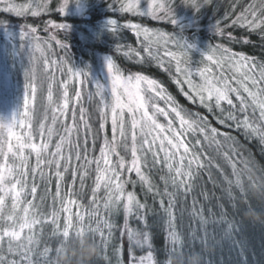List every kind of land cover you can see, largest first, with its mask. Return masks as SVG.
Segmentation results:
<instances>
[{"label": "rangeland", "instance_id": "374dc122", "mask_svg": "<svg viewBox=\"0 0 264 264\" xmlns=\"http://www.w3.org/2000/svg\"><path fill=\"white\" fill-rule=\"evenodd\" d=\"M171 4V0H0L2 246L12 245L22 258L33 260L32 264H37V255H43L50 264H156L155 253L164 252L169 219L161 196L165 195V187L181 193L185 188L183 180L190 168L184 167L186 150L179 139L186 127L180 118L175 125L165 120L169 109L165 107L161 84L156 86L155 80L139 72L119 73L110 53L88 44V35L94 34L88 22L91 14L99 13L101 18L105 13L126 16L122 25L134 29L139 45L144 44L157 68L166 67L177 74L176 87L181 94L190 100L192 95V101L211 114H223L226 124L234 118L231 111L235 108L242 128L259 130L249 134V139L262 138L264 142V68L226 45L218 50L208 45L203 37L217 41L222 33L203 25L204 17L175 16L176 8L171 9ZM85 14L90 18L84 19ZM131 17L149 19L154 27H162L158 24L168 20L183 37L168 35L164 27L151 29L142 23L133 24ZM17 24L20 26L15 28ZM117 25L116 18L101 22L103 27ZM77 29L84 31L85 36L78 34ZM191 29L202 37L194 39L199 43L194 49L184 44ZM70 34H75L76 41ZM224 40L230 41L228 37ZM62 50L84 62L86 88L73 81L70 60L65 62L69 75L58 78L56 85L51 81L54 71L62 66L58 56ZM190 59L195 62L186 67L185 62ZM78 95L88 100V119L84 112L75 114L71 107ZM180 110L172 109L170 113L178 118L182 115ZM75 116L86 130L84 126L77 128ZM97 126L101 131L109 126L110 133L103 144L107 143L115 154L116 166L123 174L122 181L117 174L113 181L110 176L102 177L98 188L100 193L108 188L106 184L117 188L109 201L120 203L123 197L124 220L119 227L118 244L110 250L109 241L98 238L99 230H70L67 226L77 217L75 211L81 212L73 186L85 179L77 166L82 164L81 159L70 155L73 147H78L73 141L78 137L83 145L87 135H95ZM209 136L213 138L211 133ZM210 145L214 153V147L221 143ZM173 149L179 151V158L174 159ZM101 151L105 154V149ZM44 164L51 166L55 186L48 198L46 192L40 195L39 184L35 185L44 178ZM227 168L233 174L232 162H227ZM112 169L111 164L103 175L112 174ZM244 176L245 180L251 177L246 173ZM62 181L69 182L73 191L67 199L69 208L61 211L58 220L52 207L55 199L64 195L58 189ZM96 200L95 211L101 214L103 223L107 203ZM251 202L255 209L253 218L247 208L238 204L235 218L224 224L216 221L217 215L196 218L191 223L196 231L186 224L178 264H264V200L255 196ZM110 203L116 206L114 201ZM61 220L65 226L59 234L53 228H58Z\"/></svg>", "mask_w": 264, "mask_h": 264}, {"label": "trees", "instance_id": "16d2710c", "mask_svg": "<svg viewBox=\"0 0 264 264\" xmlns=\"http://www.w3.org/2000/svg\"><path fill=\"white\" fill-rule=\"evenodd\" d=\"M22 1L14 0V2ZM171 1V9L173 7L176 8L175 16L192 14L194 18L204 17L201 19L203 25H210L218 29L223 35L222 37H217V41L213 40V38L204 39L206 37H198L201 34H195V29H191L189 30L191 31L190 35L186 39L188 41L184 43L189 48L194 49V46L197 48L199 43L194 39L202 38L214 49L218 50L219 47L226 45L232 51L244 53L257 65L264 68V0ZM114 15L116 14L105 13L103 18H101L99 13L91 14L88 22L91 23L94 34L92 36L88 35L90 38V43L88 41V44L100 51L110 53L112 62L119 73L139 72L155 80L157 82L156 86L161 84L160 88L165 89V107L167 106L166 110L169 109L167 113L165 112V120L171 121L175 125V120L180 118L186 127L185 132L180 134L182 137L179 140L180 143L181 141L183 142L182 145L186 150L185 155H183L184 167L186 169L189 167L190 170L186 172V178L183 180L185 188L182 193L181 190L177 191L174 188L167 189L165 187V195L161 196L164 208H166L165 214L169 220L168 228H166L167 239L164 252H159L161 254L155 253L156 264H178L182 255L183 230L188 226L186 224L195 223L196 218L201 217V215L205 217L217 215L216 221L224 224L226 221L235 218V206L238 204H242L247 208L250 213L248 215L253 218L252 215L255 214V209L251 202L252 198L255 199L256 196L264 200V142L262 138L249 139L251 133L259 130H257V127L255 130L249 129V131L242 128L235 108L231 111L234 118L226 124L223 114L222 116L216 113L211 114L205 108L196 105L192 101V99L194 100L192 95H190V100L186 94H181L176 87L179 81L177 74H174L173 71L166 67L157 68L154 57L145 51L144 44H141L142 46L139 45L134 29L126 28L122 25V22L127 19L126 16L116 15L115 17ZM107 18H116L119 25L116 27L101 26L103 19ZM5 19L10 20L7 17ZM129 21L133 24L142 23L151 29L163 30L164 27L165 33L168 35H178L179 39L183 37L182 33H180L181 31H176L168 20L165 23L158 24L162 27H154L156 25L145 18L131 17ZM14 26L16 28L20 25ZM77 33L80 35L86 34L80 29H77ZM74 35L72 34L71 38L76 41L73 38ZM225 37H228L230 41L224 40ZM82 55L85 56L83 53ZM58 56L62 66L58 68L57 72L54 71L51 81L56 85L58 78L69 75L65 68V62L70 60L69 64L72 65L70 70L74 78L73 81L78 87L86 88L87 76L84 62L79 60L77 56H70L64 50ZM194 62L193 59L187 60L185 66L188 67ZM78 97V100H74L71 107L74 108V111L76 110L75 114L81 111L83 115L84 112L85 118L88 119L90 117L89 107L87 106L89 104L88 100L81 95H78ZM234 97L236 98L235 95ZM235 105L237 106V101H235ZM172 109H176V112L182 109V115L180 114L177 118L173 113H170ZM77 118L76 116L74 117V124H76L78 129L84 126V130H86L85 124L82 123L81 125V123H78L79 120ZM83 133L85 134L84 131ZM109 133V126L104 128L103 131L99 130L97 126L95 135H87L83 145L79 144L80 140L78 137L73 141V143L77 142L78 147H73L70 155L74 159H81L82 164H77V166L84 173L82 179H85L78 182L75 187L73 186L74 191L69 188V182L62 181L58 189L64 195L57 200L55 199L52 210L56 215H59L64 208H69L67 199L69 200L70 198V190L73 191L76 205L81 212L75 211L77 217L71 225L67 223V226L71 228L70 230L73 227L80 230H82L81 228L83 230L89 228L91 232L99 230L100 236L98 238L105 241L108 240L110 250L118 244L117 236L119 227L124 220V207L122 196L120 203H116L114 199L109 201L110 195L117 193L115 191L117 188H113V185L106 184L108 188L102 193L98 191L100 182L103 181L102 177L109 178L110 176V181H113V176L117 174L121 181L123 178L122 172L116 166L115 154L107 147V143L103 144V139L108 137ZM210 133L213 138L209 136ZM260 136L262 137V135ZM202 141L203 143H201ZM215 141L221 143V145L214 147L213 153L210 143L215 144ZM104 149L105 154L101 151ZM174 151V159L179 158V151ZM60 156L63 157L64 155L60 152ZM198 158L200 160L199 163L197 162ZM229 161L233 165V174L231 168H227V162ZM111 164L114 168L112 169L113 171L111 170L112 174L103 175V172L111 168ZM60 167H62V164L59 163L58 168ZM43 169L44 178H40V182H35V185L39 184L40 195L43 192L45 195L46 192L45 198H48L49 193L51 196L55 188L53 185V171L50 165L44 164ZM234 169H236L237 174ZM245 173L251 176L249 180L248 178L245 180ZM250 185L254 186L250 187ZM94 191L96 194H94ZM44 195L42 198L38 197V199H43ZM97 198L106 202L107 205L109 201V205H106L104 210L103 223L100 221L101 214L95 211ZM113 201L116 206L111 205L110 202ZM60 218L59 215L57 219L59 220ZM57 223H61L60 226L53 229L60 234L65 223L63 220ZM194 225H190L192 226L191 231H196ZM53 229L51 228V230ZM52 232L54 233V230ZM217 236H220L219 230ZM11 246H8V244L2 246L0 244V264H32L33 260L28 261L27 258H22L19 251L16 253V250L11 248ZM14 251L15 253L13 254L12 252ZM124 258L126 260L125 254ZM35 261L37 264H50L43 255H37Z\"/></svg>", "mask_w": 264, "mask_h": 264}, {"label": "water", "instance_id": "95a60500", "mask_svg": "<svg viewBox=\"0 0 264 264\" xmlns=\"http://www.w3.org/2000/svg\"><path fill=\"white\" fill-rule=\"evenodd\" d=\"M90 18V15L89 14H85L84 15V19H89Z\"/></svg>", "mask_w": 264, "mask_h": 264}]
</instances>
